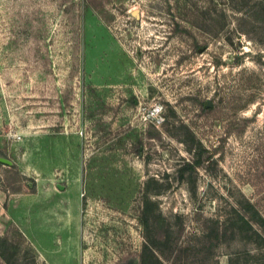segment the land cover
<instances>
[{
	"label": "rangeland",
	"instance_id": "374dc122",
	"mask_svg": "<svg viewBox=\"0 0 264 264\" xmlns=\"http://www.w3.org/2000/svg\"><path fill=\"white\" fill-rule=\"evenodd\" d=\"M0 156V264H264V0H0Z\"/></svg>",
	"mask_w": 264,
	"mask_h": 264
},
{
	"label": "crops",
	"instance_id": "0c3cea01",
	"mask_svg": "<svg viewBox=\"0 0 264 264\" xmlns=\"http://www.w3.org/2000/svg\"><path fill=\"white\" fill-rule=\"evenodd\" d=\"M28 186H31V184H28ZM23 195L24 196H22V198H20L19 200L23 201L22 205H25L27 207L25 213H27L29 211H33L34 208H36V207L33 206L34 204L32 202H34L36 200L37 201H41V200L42 201H45V200L47 201L48 200L47 198H38V197H35V196L30 195L28 193H23ZM47 204L50 205L51 203H47V202L46 203L45 202L38 203V205H42V206H48ZM28 206H30V207L32 206V207L30 208ZM35 206H37V203H35ZM48 211H50V209H48ZM35 220H37V218H35ZM47 224H48V222H47ZM40 227H42V225H40ZM49 229L46 228V230H45L43 235L42 234L41 235L38 234V236L37 235L35 236L36 240L40 239L38 241V242H40L38 250L41 253H51V252H54L55 249H56V247H54V246H56L55 240L53 238V235L49 234V233H51Z\"/></svg>",
	"mask_w": 264,
	"mask_h": 264
},
{
	"label": "trees",
	"instance_id": "16d2710c",
	"mask_svg": "<svg viewBox=\"0 0 264 264\" xmlns=\"http://www.w3.org/2000/svg\"><path fill=\"white\" fill-rule=\"evenodd\" d=\"M141 222H142L147 228H149V220H148L147 215L145 214V211L143 212V216H142V218H141ZM206 237H208V239H210V238H211V233H210V235H207ZM4 241H5V240H4ZM205 242H206L207 245H208V249H211L212 247H211L210 242H208V241H205ZM150 243H151V244H150ZM150 243H149V240H148V242H146L145 245H144V248H143V251H142V254H141V259H142V263H141V264H146V261H145L146 256H145V254H146L147 252L154 256V248H153L154 242H153V241H150Z\"/></svg>",
	"mask_w": 264,
	"mask_h": 264
},
{
	"label": "water",
	"instance_id": "95a60500",
	"mask_svg": "<svg viewBox=\"0 0 264 264\" xmlns=\"http://www.w3.org/2000/svg\"><path fill=\"white\" fill-rule=\"evenodd\" d=\"M0 162H2L4 164H8V165L11 164V161L10 160H8V159H6L4 157H1V156H0ZM28 184H30V183H28Z\"/></svg>",
	"mask_w": 264,
	"mask_h": 264
},
{
	"label": "bare ground",
	"instance_id": "6f19581e",
	"mask_svg": "<svg viewBox=\"0 0 264 264\" xmlns=\"http://www.w3.org/2000/svg\"><path fill=\"white\" fill-rule=\"evenodd\" d=\"M133 15L134 16H137V12L136 11H133ZM137 18V17H136Z\"/></svg>",
	"mask_w": 264,
	"mask_h": 264
}]
</instances>
